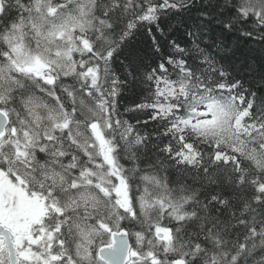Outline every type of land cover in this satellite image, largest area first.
Wrapping results in <instances>:
<instances>
[{
  "label": "snow or ice",
  "instance_id": "1",
  "mask_svg": "<svg viewBox=\"0 0 264 264\" xmlns=\"http://www.w3.org/2000/svg\"><path fill=\"white\" fill-rule=\"evenodd\" d=\"M0 264H264V0H0Z\"/></svg>",
  "mask_w": 264,
  "mask_h": 264
}]
</instances>
